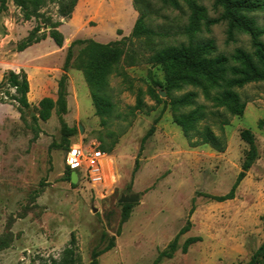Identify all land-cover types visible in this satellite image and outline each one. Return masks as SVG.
Wrapping results in <instances>:
<instances>
[{"label":"rangeland","instance_id":"rangeland-1","mask_svg":"<svg viewBox=\"0 0 264 264\" xmlns=\"http://www.w3.org/2000/svg\"><path fill=\"white\" fill-rule=\"evenodd\" d=\"M197 2L209 17L218 16L213 0ZM6 5L0 15V82L7 72L23 69L30 107L24 122L16 103L0 101V264H68L70 259L86 264L94 250L110 242L99 264H246L264 242V82L236 89L245 103L242 115L214 106L189 85L168 96L162 65L151 57L188 41L182 33L186 7L179 11L160 0H141L145 24L157 33L147 41L129 39L140 14L133 0H78L69 18L59 15V0H45L39 15L29 20L13 0ZM255 18L264 26V11ZM37 25L46 34L55 26L62 47L46 37L18 52L17 43ZM85 39L118 42L122 50L104 90L111 110L96 114L83 73L70 64L66 112L58 115L53 109L48 120L38 119L32 129L34 107L44 97L57 98L68 47ZM196 39H212L217 52L226 55L239 47L251 50L246 34L226 42L225 23L208 31L202 27ZM82 46L73 44L72 59ZM192 91L197 93L193 104L175 112L171 99ZM193 109L201 118L186 137L173 115ZM62 123L75 129L70 143H94L105 154L99 180L81 170L75 182L67 178ZM151 127L153 133L143 140ZM205 128L213 132L217 148L202 143ZM244 130L253 136L256 158L234 198L217 202L207 195L230 190L250 148L240 136ZM134 195L138 201L129 203L123 222L119 199ZM195 236L201 240L183 253L184 241ZM175 237L172 256H162Z\"/></svg>","mask_w":264,"mask_h":264},{"label":"trees","instance_id":"trees-1","mask_svg":"<svg viewBox=\"0 0 264 264\" xmlns=\"http://www.w3.org/2000/svg\"><path fill=\"white\" fill-rule=\"evenodd\" d=\"M78 0H59L58 13L61 17L69 18ZM164 5L173 9L182 10L183 7L189 12L188 22L183 26L182 33L188 37L186 43L175 46H166L154 52L151 59L162 65L165 85L164 89L169 96L172 90L180 89L184 85H189L200 90L205 99L211 101L214 106L224 108L231 115H242L245 103L241 100L236 89L252 82H264V26L258 24L255 13L264 11V0H213L212 7L218 12L217 17H209L207 9L200 5L197 0H160ZM45 0H13L24 20L39 15V10ZM141 0H133V5L139 11V16L135 21L129 39L145 37L147 41L157 33L149 28L144 21V13L140 11ZM148 3L145 5V8ZM7 10L6 0H0V15ZM218 23L226 25V42L235 40L237 33L246 34L250 41V51L243 48H236L229 55L218 53L216 45L212 39L197 40L196 36L204 27L207 31L209 27ZM40 27H33L16 45L18 52L24 51L33 44L39 43L46 37H50L57 47H62L63 36L51 25V29L46 33H39ZM80 43L83 46L75 58L72 59V46ZM122 50L118 42L100 43L92 39L76 40L67 49L63 63V75L57 84V98H42L37 107H34L36 116L32 117V129L38 119L46 121L50 118L52 110L55 109L58 115L66 112V71L70 66L80 70L89 87L92 104L97 115L102 116L112 108V103L105 95L108 76L120 61ZM4 87L6 89H4ZM12 88L14 92L10 94L7 89ZM29 92V81L23 69L18 72L9 71L3 75L0 82V101L11 100L17 104L21 113V119L26 122L24 112L29 109L30 103L27 99ZM196 92H188L178 98L171 99V107L176 112L179 108L193 104ZM6 98V99H4ZM201 118L198 110L193 109L186 114H174L173 122L179 126L184 135L188 137L189 131ZM35 130V129H34ZM62 137L66 151L70 142L68 137L75 133L74 128H68L62 123ZM153 133V127L144 136L146 140ZM240 136L249 144V150L245 155L241 171L238 173L235 182L230 190L219 196L207 195L209 198L223 202L234 198L235 189L240 181L245 177L246 171L251 167L256 158V151L253 136L249 130H244ZM203 144H211L218 147L216 138L209 128H205L202 136ZM71 170L65 167V174L71 180ZM131 204H123L122 221L128 215ZM199 236L187 238L182 245V252L186 253L190 245L199 242ZM74 244V238L71 239ZM177 237L168 245V250L162 252V256L171 257L176 249ZM112 242L100 251L94 250L91 258L86 264H99L98 257L110 250ZM67 253L72 255V250L67 249ZM68 264H79L76 260L70 259ZM246 264H264V242L256 249Z\"/></svg>","mask_w":264,"mask_h":264},{"label":"built area","instance_id":"built-area-1","mask_svg":"<svg viewBox=\"0 0 264 264\" xmlns=\"http://www.w3.org/2000/svg\"><path fill=\"white\" fill-rule=\"evenodd\" d=\"M104 153L94 144L83 146L81 142H72L64 155V165L78 176V170L82 175L93 181L100 179L97 174L100 172L101 160Z\"/></svg>","mask_w":264,"mask_h":264},{"label":"water","instance_id":"water-1","mask_svg":"<svg viewBox=\"0 0 264 264\" xmlns=\"http://www.w3.org/2000/svg\"><path fill=\"white\" fill-rule=\"evenodd\" d=\"M77 180V174L75 172H71V182H75ZM138 201V197L134 196H121L119 199L120 203H135Z\"/></svg>","mask_w":264,"mask_h":264},{"label":"crops","instance_id":"crops-1","mask_svg":"<svg viewBox=\"0 0 264 264\" xmlns=\"http://www.w3.org/2000/svg\"><path fill=\"white\" fill-rule=\"evenodd\" d=\"M69 35V33H67V36ZM70 37V36H69ZM68 37L65 36V39H67Z\"/></svg>","mask_w":264,"mask_h":264}]
</instances>
